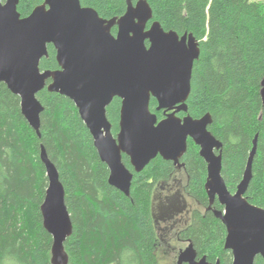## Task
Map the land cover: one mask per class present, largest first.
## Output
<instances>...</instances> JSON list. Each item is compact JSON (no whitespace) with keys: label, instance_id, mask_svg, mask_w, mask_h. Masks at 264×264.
Here are the masks:
<instances>
[{"label":"trees","instance_id":"1","mask_svg":"<svg viewBox=\"0 0 264 264\" xmlns=\"http://www.w3.org/2000/svg\"><path fill=\"white\" fill-rule=\"evenodd\" d=\"M5 1V0H3ZM128 0H81L100 17L120 18ZM138 0H133L136 3ZM153 22L166 32L192 34L200 44L195 62L188 115H211L208 130L223 144L222 177L235 193L241 183L253 141L258 136L253 177L246 199L264 209V0H145ZM44 0H20L18 12L28 17ZM116 34V28L112 30ZM148 45V43H147ZM42 71H57L53 46L41 61ZM44 110L39 138L21 112V100L0 84V264H52V236L43 226L41 206L48 177L40 158L42 146L59 172L73 233L65 243L68 264H162L160 237L153 217L157 187L178 173L172 162L154 159L134 174L131 196L109 184V169L100 159L93 138L69 98L44 89L37 95ZM122 101L107 109L116 137ZM157 103L150 109L161 120ZM187 114L179 113L180 118ZM185 194L198 207L190 223L178 233L179 242L192 243L199 257L211 263L232 264L225 250L226 227L209 207L205 189L207 164L200 148L188 140L183 157ZM213 208L223 210L218 201ZM255 264H264L261 256Z\"/></svg>","mask_w":264,"mask_h":264},{"label":"water","instance_id":"2","mask_svg":"<svg viewBox=\"0 0 264 264\" xmlns=\"http://www.w3.org/2000/svg\"><path fill=\"white\" fill-rule=\"evenodd\" d=\"M20 0H0V84L21 100V112L40 138L44 110L37 95L47 89L69 98L89 130L94 146L109 169V184L131 196L134 174L141 173L161 157L178 168L188 150V140L200 148L207 164L205 189L214 216L226 227L225 250L232 264H255L264 259V209L246 199L253 177L258 136L253 141L243 179L231 193L222 177L223 144L208 130L211 115L194 119L188 115V99L200 44L192 34L166 32L153 22V10L145 0L127 1L120 18L100 17L81 0H44L25 18L18 12ZM117 33L113 35L112 30ZM148 43V45H147ZM53 46L60 70L42 71L41 61ZM115 98L122 101L119 133L115 137L107 109ZM264 103V79L261 83ZM164 111L161 121L150 109ZM179 113L187 114L180 118ZM40 158L48 177L41 206L43 226L52 236V264H68L65 243L73 225L65 203V189L55 165L42 146ZM218 201L223 210L213 209ZM177 264L211 263L198 259L192 243L183 250Z\"/></svg>","mask_w":264,"mask_h":264},{"label":"rangeland","instance_id":"3","mask_svg":"<svg viewBox=\"0 0 264 264\" xmlns=\"http://www.w3.org/2000/svg\"><path fill=\"white\" fill-rule=\"evenodd\" d=\"M185 182V175L178 172L168 182L160 184L154 193V217L158 221L160 237L158 257L162 264H177L180 251L185 250L189 245L179 242L176 238L177 232L185 228L190 222L184 216H180V213L187 211L189 216V211L198 207L184 195ZM159 214L164 217H160ZM166 218L168 219L167 224L162 222V219L165 220ZM180 218L184 221L179 222Z\"/></svg>","mask_w":264,"mask_h":264},{"label":"flooded vegetation","instance_id":"4","mask_svg":"<svg viewBox=\"0 0 264 264\" xmlns=\"http://www.w3.org/2000/svg\"><path fill=\"white\" fill-rule=\"evenodd\" d=\"M116 33H117V29H116ZM116 35V34H115ZM59 70H60V67H59ZM116 99V98H115ZM163 114H164V111H163ZM164 119V118H163ZM162 120V119H161ZM160 120V121H161ZM182 161V160H181ZM175 166V165H174ZM176 168H177V170H178V172L180 173V172H182L183 174H184V170H185V165L183 164V166L181 167V168H178L177 166H175ZM185 184H186V182H185ZM184 187H185V185H184ZM183 187V191H184V195H186L185 194V188ZM188 197V196H187ZM190 199V198H189ZM214 205H215V203H214ZM213 205V206H214ZM209 207H210V204H209ZM209 207H208V209H209ZM206 210V211H212V210ZM213 209H215V208H213ZM195 210V209H194ZM193 210V211H194ZM152 211H153V217H154V206H153V209H152ZM173 211V210H172ZM193 211H189V216H188V212L186 211V212H182V213H180L181 215L180 216H184L185 218H186V220L189 222L190 220H191V215H192V213H193ZM212 213H213V211H212ZM172 214H173V212H172ZM176 214H178V213H176ZM160 215V217H164L163 215H161V214H159ZM167 219V218H166ZM163 220L162 219V222H165L166 224L168 223V219L167 220ZM154 220H155V225H156V227H157V229H159V227H158V221L155 219V217H154ZM186 220H185V222H186ZM184 220L182 219V218H180V220H179V222H183ZM190 223V222H189ZM188 223V224H189ZM180 232V230L177 232V236H176V238H177V240H178V233ZM179 241V240H178ZM182 243H185V242H182ZM189 244V243H188ZM182 251H180V253H181ZM205 257V256H204ZM199 258H202V257H199V255H198V259Z\"/></svg>","mask_w":264,"mask_h":264}]
</instances>
